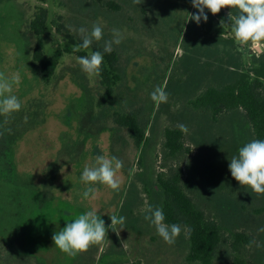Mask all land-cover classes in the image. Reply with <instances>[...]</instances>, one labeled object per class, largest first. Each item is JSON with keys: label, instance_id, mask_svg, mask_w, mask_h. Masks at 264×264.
Returning <instances> with one entry per match:
<instances>
[{"label": "rangeland", "instance_id": "obj_1", "mask_svg": "<svg viewBox=\"0 0 264 264\" xmlns=\"http://www.w3.org/2000/svg\"><path fill=\"white\" fill-rule=\"evenodd\" d=\"M48 10L43 36L46 52H63L55 78L41 79L33 61L36 37L27 29L36 13ZM198 10L183 0H0V72L19 73L13 94L19 112L0 116V264H200L187 260L191 244L181 226L169 245L145 219L149 209L163 207L160 172L177 166L192 186L188 194L222 229L214 264H232L236 234L251 238L240 252L252 264H264V194L243 187L229 171L240 147L256 139L240 109L219 115L195 106L210 88L222 89L238 74L252 72L257 55L251 45L233 37L229 13L224 17L205 9L207 22L190 20ZM221 21L224 24L221 25ZM103 27V39L72 53L82 43L78 29ZM122 33L112 45L119 55L123 80L108 104L98 106L104 88L99 76L81 70L77 58L103 47L111 30ZM164 87L166 103L151 99ZM135 111L146 128L147 143L139 150L126 128L115 123L117 112ZM7 120V123L4 121ZM187 126L185 150L170 157L165 148L168 128ZM123 161L119 191L93 185L95 199L84 198L81 181L85 165L97 155ZM95 209L108 228V237L75 256L60 251L53 235L79 214ZM110 215L126 218L119 235ZM126 244V247H123Z\"/></svg>", "mask_w": 264, "mask_h": 264}, {"label": "clouds", "instance_id": "obj_2", "mask_svg": "<svg viewBox=\"0 0 264 264\" xmlns=\"http://www.w3.org/2000/svg\"><path fill=\"white\" fill-rule=\"evenodd\" d=\"M192 6L198 10L197 13L190 14V20L197 24L203 21L207 22L208 16L205 9L213 15L221 12L224 8L237 10V15L229 13L231 21V31L235 42L240 46L251 45L257 55L264 53V0H191ZM133 3L139 5L141 0H133ZM224 21H221V25ZM82 43L74 48V51L88 49L93 41L103 39V27L99 24H93L91 31L86 28L78 29ZM112 38L105 41L104 51L111 53L113 44H120L122 33L113 28L111 30ZM104 56L100 51L91 52L87 56L77 58L81 70L89 76H99L103 64ZM20 83L19 73L5 74L0 72V116L8 117L13 113L19 112L22 103L19 98L13 94L14 85ZM151 99L158 106L166 103L168 94L164 87L156 86L151 93ZM7 123V120L4 121ZM178 127L182 132H187L188 128L184 124ZM123 168V161L107 154L97 155L93 166L85 165L81 181L88 185L84 191V198L95 199L97 189L93 186L97 183L108 186L114 191H119L121 182L117 178L118 172ZM229 171L232 177L243 187H250L257 194H264V140L254 139L238 150V155L230 159ZM150 215L145 219L149 221L156 229L158 235L162 237L165 243L172 245L181 233V227L178 224L168 225L165 223L163 210L160 208L149 209ZM111 229L119 235L123 229L126 218L124 216L110 215ZM117 225L121 226L117 230ZM260 231L264 232V228ZM108 237V228L105 221L100 218L95 209L79 214L76 219L68 222L60 231L56 232L52 239L55 246L62 252L75 256L78 252H85L92 245H98ZM126 247V244H123Z\"/></svg>", "mask_w": 264, "mask_h": 264}, {"label": "trees", "instance_id": "obj_3", "mask_svg": "<svg viewBox=\"0 0 264 264\" xmlns=\"http://www.w3.org/2000/svg\"><path fill=\"white\" fill-rule=\"evenodd\" d=\"M183 1L192 3L191 0ZM218 15L224 17L222 10ZM27 29L37 39L33 49V61L40 67L42 81L50 84L55 78L63 52H56L53 55L46 52L43 36L48 29V10L41 8L28 23ZM65 51L72 53L74 48H66ZM93 51H100L104 56L99 75L104 91L98 100V106H103L113 100L115 89L123 80V74L118 65L119 55L116 51L112 50L108 53L103 47L97 46L93 48ZM80 55L84 56L85 52H81ZM255 66L254 76L250 71L238 74L235 82L224 88L208 89L195 101L194 105L209 109L214 115H219L226 110L242 108L253 127L256 139L264 140V55L255 61ZM114 117L115 123L129 131L135 146L142 151L148 140L146 128L138 113L117 112ZM165 138V148L170 157H176L185 150L184 133L180 129L168 128ZM158 185L164 194L162 210L165 223L185 226L188 230L191 248L187 260L191 263L214 264L216 252L222 241V229L220 224L215 219L209 218L188 194L187 188L191 187L192 183L185 178L183 168L177 166L170 172H160ZM250 243L249 236L242 233L236 234L233 247L237 255L232 264H252L240 252L242 245Z\"/></svg>", "mask_w": 264, "mask_h": 264}]
</instances>
